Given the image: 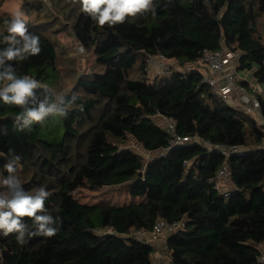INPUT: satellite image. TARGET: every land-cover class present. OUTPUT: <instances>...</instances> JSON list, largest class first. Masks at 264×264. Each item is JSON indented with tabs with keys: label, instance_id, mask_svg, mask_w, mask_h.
Returning a JSON list of instances; mask_svg holds the SVG:
<instances>
[{
	"label": "trees",
	"instance_id": "1",
	"mask_svg": "<svg viewBox=\"0 0 264 264\" xmlns=\"http://www.w3.org/2000/svg\"><path fill=\"white\" fill-rule=\"evenodd\" d=\"M154 4L155 16L149 12L103 28L80 6L68 9L67 29L93 55L98 70L79 77L66 93L59 105L66 117L49 116L17 131L20 109L0 100V173L7 175L3 166L14 150L28 172L22 187H45L50 192L45 208L62 222L54 237L27 238L23 246L15 234H0L1 264H149L152 246L129 233L151 229L158 218L185 219L184 229L166 240L174 264H264L257 261L264 242V148L257 145L264 131L253 116L216 96L202 82L199 66L163 78H151L144 69L146 55L155 53L197 64L205 49H216L223 40L241 51L237 68L254 69L264 81V0ZM5 19L11 18L0 17L3 35ZM27 26L40 37L42 51L10 63L17 75L54 89L60 77L56 45L40 28ZM35 92L43 98L44 89ZM158 114L171 118L175 131L191 140L146 162L119 146L131 136L148 151L167 147L169 134L156 122ZM206 143L249 148L225 158ZM225 162L234 186L228 196L212 182ZM116 185L124 186L129 201L82 202L74 195L81 188ZM106 227L112 232H102Z\"/></svg>",
	"mask_w": 264,
	"mask_h": 264
},
{
	"label": "clouds",
	"instance_id": "2",
	"mask_svg": "<svg viewBox=\"0 0 264 264\" xmlns=\"http://www.w3.org/2000/svg\"><path fill=\"white\" fill-rule=\"evenodd\" d=\"M79 4L80 11L90 18L97 27L105 25L114 27L126 20L143 16L146 13L156 15L154 0H71ZM7 35H2L0 43L6 45L0 48V100L4 104L20 109L15 116L14 125L17 131L31 129L35 123H42L49 116L66 117L63 104L64 92L55 89L29 75L19 76L12 63L24 61L32 56H38L42 51L40 37L29 32L27 20L21 11L12 13L11 19H5ZM75 51L81 56L85 48L79 44ZM44 89L43 98L39 99L36 89ZM77 99L76 94L72 100ZM83 111V105L79 106ZM9 158L4 164L7 175L0 173V234L7 237L15 234L17 243L23 246L27 238L54 237L61 222L59 216L51 215L45 208V200L50 192L45 187L26 191L17 175L21 168L20 155L9 150ZM56 211H59L57 209ZM25 218L32 221L31 226L25 223Z\"/></svg>",
	"mask_w": 264,
	"mask_h": 264
},
{
	"label": "built area",
	"instance_id": "3",
	"mask_svg": "<svg viewBox=\"0 0 264 264\" xmlns=\"http://www.w3.org/2000/svg\"><path fill=\"white\" fill-rule=\"evenodd\" d=\"M241 51L239 49L228 48L223 40H220L219 47L216 49H205L202 53L200 61L207 68L209 73H204L202 82L209 85L216 96L222 100L232 103L237 101L241 110L253 116L260 110V100L257 96L251 95L238 84L236 75L232 69V65L237 63ZM180 65H173L167 62V59L160 53L147 54L145 71L152 78L169 77L173 72H184L190 67L186 66L183 70L178 69ZM161 118V124L169 134V145L161 149V153H165L171 146L182 145L191 140L190 136L180 135L175 131L173 120L167 116L158 114ZM209 149H215L227 158L230 154L246 150L247 146L240 145H215L206 143ZM264 148V135L262 142L257 145ZM256 146V147H257ZM214 188L222 195L228 196L234 189L230 179V172L227 163H223L216 175L212 179ZM229 184L228 185H226ZM185 227V219L180 218L168 221L164 218H158L151 229L139 228L132 229L130 235L143 240L152 246L153 250L149 256V264H174L171 259V252L166 246L167 238ZM102 232L111 233L112 228L106 227ZM257 261L264 263V242L259 244V253ZM1 264V263H0Z\"/></svg>",
	"mask_w": 264,
	"mask_h": 264
},
{
	"label": "rangeland",
	"instance_id": "4",
	"mask_svg": "<svg viewBox=\"0 0 264 264\" xmlns=\"http://www.w3.org/2000/svg\"><path fill=\"white\" fill-rule=\"evenodd\" d=\"M75 5L79 6V4H73L71 0H0V17L11 18L12 13L21 11L25 15L27 25L40 28L55 43L58 53L57 67L60 73L59 80L54 88L57 92L69 93L76 88L79 77L98 70L94 63V57L90 52L85 50V53L81 56L75 51L79 43L67 29L69 26L67 11L72 7L71 10L75 12ZM63 11L66 13H63ZM2 31L3 27L0 23V33ZM175 64L180 65L178 69L181 70L185 67L179 62ZM196 65L201 69L205 68L200 60ZM159 118L155 117L156 122L161 124V118ZM119 146L130 148L139 153L145 162L152 156L161 153V150H145L131 136L120 142ZM27 173L22 167L17 171L20 180H23ZM74 195L82 202L107 200L110 203L122 204L130 199L123 185L104 186L98 190L81 188L75 191Z\"/></svg>",
	"mask_w": 264,
	"mask_h": 264
},
{
	"label": "crops",
	"instance_id": "5",
	"mask_svg": "<svg viewBox=\"0 0 264 264\" xmlns=\"http://www.w3.org/2000/svg\"><path fill=\"white\" fill-rule=\"evenodd\" d=\"M167 62L169 64H173V65H175V63H177V61L174 59H167ZM237 65H238L237 63H234L232 65V69L236 75V79H237L238 84H240L244 88V90L246 92H248L249 94L255 95L258 98L260 97L261 99L264 100V81H259L256 79V77L253 74L254 69H250V70L238 69ZM183 66H185V67L188 66V67H190V69L197 68V65L194 63H185V64H183ZM201 71L203 73H209L207 68L201 69ZM242 83H245V84L242 85ZM233 100L234 101L232 103H229V104L236 107V108L241 109V107L239 106L237 101L234 98H233ZM155 117H160V116L157 115ZM253 117L256 119L258 126L264 131V118L262 117L260 110L257 113H255V115H253ZM226 185L229 186V184H227V183H226Z\"/></svg>",
	"mask_w": 264,
	"mask_h": 264
}]
</instances>
